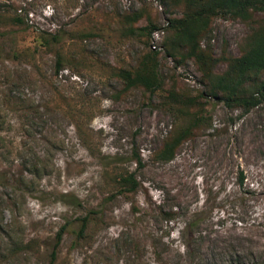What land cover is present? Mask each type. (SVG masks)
<instances>
[{
	"label": "rangeland",
	"instance_id": "obj_1",
	"mask_svg": "<svg viewBox=\"0 0 264 264\" xmlns=\"http://www.w3.org/2000/svg\"><path fill=\"white\" fill-rule=\"evenodd\" d=\"M184 10L166 0H0V264H51L54 249L55 264H264V104L244 113L198 99L196 65L176 66L164 47ZM151 22L160 30L149 38ZM250 32L216 17L202 47L238 57ZM45 35L60 41L47 48ZM152 51L164 88L125 92L118 72ZM171 91L197 100L191 111H208L214 129L162 163L155 151L177 121ZM127 172L135 192L116 182Z\"/></svg>",
	"mask_w": 264,
	"mask_h": 264
},
{
	"label": "trees",
	"instance_id": "obj_2",
	"mask_svg": "<svg viewBox=\"0 0 264 264\" xmlns=\"http://www.w3.org/2000/svg\"><path fill=\"white\" fill-rule=\"evenodd\" d=\"M171 7L184 4L183 15L169 20L167 26L168 37L165 50L176 66H183L187 61H193L201 74V83L205 91L198 95V99L205 101L215 99L231 109H242L244 113L264 104V22L257 21L258 16L264 15V0H166ZM216 17L240 20L250 27V35L241 46V55L234 57L224 52L222 57L215 56L209 48L202 47V40L210 33L212 21ZM141 15L132 18L137 22ZM17 23L23 21L17 19ZM159 27L151 22L142 31L149 38L158 32ZM0 33V37H4ZM58 43V36L45 35L41 37L44 46L51 47L52 41ZM220 64L225 65L224 71H219ZM63 70V59L58 55L56 72ZM117 76L123 81L124 91L143 88L155 93L164 88L160 76L158 53L152 51L147 54L136 67L121 69ZM170 112L175 117L176 124L162 141L160 148L155 151L154 158L162 163H169L176 157L177 151L189 139L199 133L214 129L213 119L208 111H191L197 100L191 103L171 91ZM205 108V107H201ZM136 162L141 167L142 159L136 156ZM241 177V183L244 182ZM117 184L126 192H135L140 183L134 173L118 174ZM172 219L174 213L167 215ZM89 217L83 219L80 237L88 228ZM194 223L186 224L189 230ZM61 239V234L59 235ZM59 243V242H58ZM51 264L57 261V249L51 254Z\"/></svg>",
	"mask_w": 264,
	"mask_h": 264
},
{
	"label": "built area",
	"instance_id": "obj_3",
	"mask_svg": "<svg viewBox=\"0 0 264 264\" xmlns=\"http://www.w3.org/2000/svg\"><path fill=\"white\" fill-rule=\"evenodd\" d=\"M154 35H157L158 36V33H155ZM158 47L155 45V44H153V46H152V49L153 50H156ZM158 50V49H157Z\"/></svg>",
	"mask_w": 264,
	"mask_h": 264
}]
</instances>
